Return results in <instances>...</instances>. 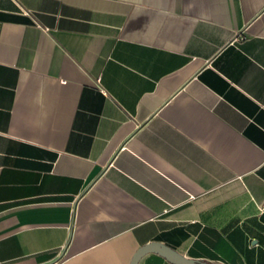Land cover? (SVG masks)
I'll return each mask as SVG.
<instances>
[{"label": "crops", "instance_id": "1", "mask_svg": "<svg viewBox=\"0 0 264 264\" xmlns=\"http://www.w3.org/2000/svg\"><path fill=\"white\" fill-rule=\"evenodd\" d=\"M263 204L264 0H0V264H264Z\"/></svg>", "mask_w": 264, "mask_h": 264}, {"label": "water", "instance_id": "2", "mask_svg": "<svg viewBox=\"0 0 264 264\" xmlns=\"http://www.w3.org/2000/svg\"><path fill=\"white\" fill-rule=\"evenodd\" d=\"M150 252L159 253L160 255L166 257L169 261L175 264H212V263L201 262L195 259L188 258L185 255L178 252L176 249L160 242H152L141 247L139 251L136 253L132 261V264H138L141 258L145 254Z\"/></svg>", "mask_w": 264, "mask_h": 264}, {"label": "built area", "instance_id": "3", "mask_svg": "<svg viewBox=\"0 0 264 264\" xmlns=\"http://www.w3.org/2000/svg\"><path fill=\"white\" fill-rule=\"evenodd\" d=\"M101 90H102V88H101ZM260 213H261L262 215H264V204H263V205H261V208H260Z\"/></svg>", "mask_w": 264, "mask_h": 264}]
</instances>
